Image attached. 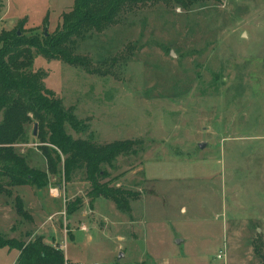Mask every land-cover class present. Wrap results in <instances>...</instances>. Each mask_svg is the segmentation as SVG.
<instances>
[{
  "label": "rangeland",
  "instance_id": "1",
  "mask_svg": "<svg viewBox=\"0 0 264 264\" xmlns=\"http://www.w3.org/2000/svg\"><path fill=\"white\" fill-rule=\"evenodd\" d=\"M4 1L0 36L18 33L42 45L74 4L11 0L4 8ZM32 53L27 72L43 75L81 124L67 125V135L97 144L143 141L137 153L101 167L104 183L137 197L129 214L92 200L84 170L66 181L61 156L46 188L0 194L1 235L26 243L42 236L71 264H263L255 248L264 256V0L127 12L75 46L107 76ZM34 130L25 128L16 151L47 172ZM16 197L33 221L17 215ZM17 256L0 248V264Z\"/></svg>",
  "mask_w": 264,
  "mask_h": 264
},
{
  "label": "trees",
  "instance_id": "2",
  "mask_svg": "<svg viewBox=\"0 0 264 264\" xmlns=\"http://www.w3.org/2000/svg\"><path fill=\"white\" fill-rule=\"evenodd\" d=\"M207 1L211 0H74L71 11L62 16L60 29L45 38L43 45L18 33L3 32L0 36V194L11 197L12 191L21 186L34 187L39 191L46 188L50 176L57 174L62 156L66 181L83 169L91 187L89 197L92 200L104 198L112 201L119 211L131 213L130 202L137 196L111 187L109 182L104 183L108 173L101 167H111L120 156L137 153L143 141L97 144L67 135V125L78 130L81 124L73 112L66 110L62 102L45 88L43 75L27 72L33 64L32 50L89 74L107 76L108 72L92 69L88 60L75 53L79 40H84L92 32L107 30L116 25L125 13L141 6L162 3L189 9ZM44 23L48 25L46 20ZM31 124L38 125L37 138L42 144L40 150L47 163V172L31 167L16 151V145L25 141V128ZM75 205L67 206L68 216L77 210ZM14 206L19 217L33 221L20 197L15 198ZM0 248L19 252L15 264H65L66 261L63 251L48 245L42 236L26 243L23 239H7L0 234ZM255 253L264 264L259 246Z\"/></svg>",
  "mask_w": 264,
  "mask_h": 264
},
{
  "label": "water",
  "instance_id": "3",
  "mask_svg": "<svg viewBox=\"0 0 264 264\" xmlns=\"http://www.w3.org/2000/svg\"><path fill=\"white\" fill-rule=\"evenodd\" d=\"M46 35H47V33H46ZM37 130H38V125H35V130H34V135L36 136L37 135ZM199 147L202 149V148H204V145L203 144H200L199 145ZM179 243V242H178ZM120 257H122V254L120 255Z\"/></svg>",
  "mask_w": 264,
  "mask_h": 264
},
{
  "label": "crops",
  "instance_id": "4",
  "mask_svg": "<svg viewBox=\"0 0 264 264\" xmlns=\"http://www.w3.org/2000/svg\"><path fill=\"white\" fill-rule=\"evenodd\" d=\"M11 2V0H5L4 1V5H5V7L4 8H6L8 5H9V3ZM3 8V9H4ZM17 258H18V256H17ZM70 259V258H69ZM73 263H75V262H77V263H79L80 261H72Z\"/></svg>",
  "mask_w": 264,
  "mask_h": 264
},
{
  "label": "built area",
  "instance_id": "5",
  "mask_svg": "<svg viewBox=\"0 0 264 264\" xmlns=\"http://www.w3.org/2000/svg\"><path fill=\"white\" fill-rule=\"evenodd\" d=\"M62 250V248H60ZM64 249V248H63ZM66 258V257H65ZM65 264H71L68 262L67 258H66V261H65ZM76 264H81V263H76ZM92 264H98V263H92Z\"/></svg>",
  "mask_w": 264,
  "mask_h": 264
}]
</instances>
